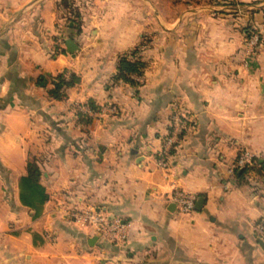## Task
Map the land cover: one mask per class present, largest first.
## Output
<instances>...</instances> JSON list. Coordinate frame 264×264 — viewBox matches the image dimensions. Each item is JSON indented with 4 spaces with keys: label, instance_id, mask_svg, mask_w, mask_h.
Wrapping results in <instances>:
<instances>
[{
    "label": "crops",
    "instance_id": "obj_1",
    "mask_svg": "<svg viewBox=\"0 0 264 264\" xmlns=\"http://www.w3.org/2000/svg\"><path fill=\"white\" fill-rule=\"evenodd\" d=\"M229 2L0 0V264H264V40L244 46L264 0ZM135 48L146 68L132 84L117 74ZM61 73L79 81L56 99ZM176 111L187 120L164 169ZM245 150L256 164L239 176ZM30 161L47 192L36 217L20 200ZM89 208L125 240L71 216Z\"/></svg>",
    "mask_w": 264,
    "mask_h": 264
},
{
    "label": "built area",
    "instance_id": "obj_2",
    "mask_svg": "<svg viewBox=\"0 0 264 264\" xmlns=\"http://www.w3.org/2000/svg\"><path fill=\"white\" fill-rule=\"evenodd\" d=\"M259 36L255 34L249 45V51L253 52L257 46V41ZM186 117L182 113H177L172 119V129L169 132L168 137L164 141L162 149H160L158 155V164L164 169H168L171 165L172 157L177 149L178 144L181 140V133L185 129ZM256 155L249 150L243 151L235 163V169H245L247 167L253 166L255 163ZM233 171V170H232ZM172 199L177 203L180 210L183 213L190 214L195 210L196 196L187 193L183 190H175ZM71 216L78 221H83L93 225L99 233L105 237L112 239L114 241H123L126 238L124 225L118 219H110L107 216L98 214L94 208H89L86 211L77 210L71 213ZM257 230L260 234L264 235V220L258 223Z\"/></svg>",
    "mask_w": 264,
    "mask_h": 264
},
{
    "label": "trees",
    "instance_id": "obj_3",
    "mask_svg": "<svg viewBox=\"0 0 264 264\" xmlns=\"http://www.w3.org/2000/svg\"><path fill=\"white\" fill-rule=\"evenodd\" d=\"M76 27L80 28V23L75 22ZM140 48H135L134 50L125 53L120 56L118 62V78L128 81L132 84L137 82L133 78L134 75L143 74L146 68V62L140 58H133ZM79 81V77L75 74L69 77L66 73H61L54 81V88L51 89V95L56 99H63L66 96V88L74 86ZM90 108L98 111L99 108L93 103L90 104ZM83 119L90 120V117L86 114H81ZM250 166L245 168L239 176L249 173L254 170V167ZM42 170L36 161H30L27 166V173L20 178L19 188H20V200L23 205L34 210V216L41 214L43 206L47 201V192L45 186L41 182Z\"/></svg>",
    "mask_w": 264,
    "mask_h": 264
},
{
    "label": "rangeland",
    "instance_id": "obj_4",
    "mask_svg": "<svg viewBox=\"0 0 264 264\" xmlns=\"http://www.w3.org/2000/svg\"><path fill=\"white\" fill-rule=\"evenodd\" d=\"M160 1H163V3L165 2L164 4V8H165V11L167 13H173L175 12V9L176 10H179L181 8H184V3L187 1V0H160ZM192 4H205V3H208V2H217V0H190ZM225 0H221V2H224ZM226 1H230V2H234V0H226ZM229 2V3H230ZM182 6V7H181ZM196 6V5H195ZM149 11L151 13L152 10L151 8H149ZM244 29H247V34L248 36L245 38L244 40V46H246V51L249 54H253V52H250L249 50V45L252 41V38L255 36V34H257L259 36V39L257 41V44H259V41L261 43V41L264 40V18L261 22H258L257 20H251V21H247L244 23ZM246 31V30H245ZM263 35V36H262ZM256 48V47H255ZM256 51V50H255ZM67 75V74H66ZM68 76V75H67ZM87 113H95L93 109H91L90 107H88V109L86 110ZM175 114H177V111L175 112ZM173 119V118H172ZM159 153V152H158ZM256 164V162L254 163V165ZM263 221V219L261 220ZM260 222V221H259ZM258 222V223H259ZM258 225V224H257Z\"/></svg>",
    "mask_w": 264,
    "mask_h": 264
},
{
    "label": "water",
    "instance_id": "obj_5",
    "mask_svg": "<svg viewBox=\"0 0 264 264\" xmlns=\"http://www.w3.org/2000/svg\"><path fill=\"white\" fill-rule=\"evenodd\" d=\"M66 46H67L68 50H69L71 53H74V52L76 51V49H77V46H76V44H75V42H74L73 39H68V40L66 41ZM95 240H96V238H94V239L91 241V243H93V241H95Z\"/></svg>",
    "mask_w": 264,
    "mask_h": 264
}]
</instances>
